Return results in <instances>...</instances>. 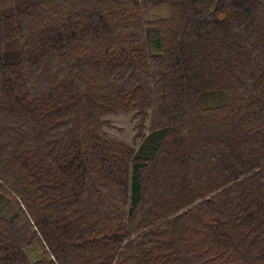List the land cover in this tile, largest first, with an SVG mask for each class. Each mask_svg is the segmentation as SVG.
<instances>
[{"label": "trees", "instance_id": "1", "mask_svg": "<svg viewBox=\"0 0 264 264\" xmlns=\"http://www.w3.org/2000/svg\"><path fill=\"white\" fill-rule=\"evenodd\" d=\"M4 200L0 264H264V0L0 8Z\"/></svg>", "mask_w": 264, "mask_h": 264}, {"label": "rangeland", "instance_id": "2", "mask_svg": "<svg viewBox=\"0 0 264 264\" xmlns=\"http://www.w3.org/2000/svg\"><path fill=\"white\" fill-rule=\"evenodd\" d=\"M3 1V8H5V10H9V9H11L13 6L11 5V4H9V2H6V0H2ZM12 2H13V0H12ZM147 14V17L148 18H150V19H152V18H157V17H161V16H165V15H167L168 14V7L166 6V5H162V6H156V7H153V8H151L150 10H148L147 12H146ZM12 48H15V47H13V45H11V46H7L6 47V49H11V51L10 52H14V50L12 49ZM11 56H6L5 55V59H13V58H10ZM209 99H211V98H203V102L204 101H206V103H208L209 105L210 104H214V103H217V100H215V101H213V100H209ZM209 101V102H208ZM113 121H114V124L117 126V127H124V123H123V121H121V119L120 118H116V117H114L113 118ZM3 202V201H2ZM9 202L7 201V200H4V203H1L0 204V209L2 210V213H5L6 215H10V213H11V211H12V205L10 204H8ZM34 247H29L28 249H27V252L30 254L31 253V250L33 249ZM40 252V250L39 249H37L36 251L35 250H33V255L35 256V255H37L36 253H39Z\"/></svg>", "mask_w": 264, "mask_h": 264}, {"label": "crops", "instance_id": "3", "mask_svg": "<svg viewBox=\"0 0 264 264\" xmlns=\"http://www.w3.org/2000/svg\"><path fill=\"white\" fill-rule=\"evenodd\" d=\"M6 2H9V4H11V5L13 6V2H12V0H6ZM3 6H4V5H3V1L0 0V8L4 10L5 8H3Z\"/></svg>", "mask_w": 264, "mask_h": 264}]
</instances>
